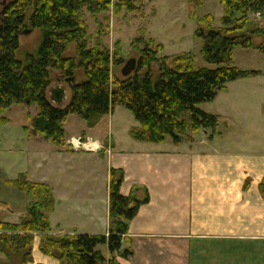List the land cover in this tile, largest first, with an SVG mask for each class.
Returning <instances> with one entry per match:
<instances>
[{
  "label": "trees",
  "instance_id": "16d2710c",
  "mask_svg": "<svg viewBox=\"0 0 264 264\" xmlns=\"http://www.w3.org/2000/svg\"><path fill=\"white\" fill-rule=\"evenodd\" d=\"M204 0H190L197 9ZM113 0H10L0 7V115L14 106L38 108L24 131L31 138L43 137L58 148H66L65 125L70 116L80 117L88 130H94L117 107L129 110L139 127L131 138L139 143L162 144L167 138L178 146L189 134L203 131L216 134L220 122L200 106L213 102L227 85L261 75L260 71H242L235 64L237 48L258 50L256 40L264 37V26L250 19L264 15V0H222V27H214V18L198 20L196 38L202 42L201 54L208 67L196 69L193 56L175 57L171 66L161 59L160 47L144 45L136 60V70L119 78L115 70L125 64L119 53L99 46L91 48L82 20V11H105ZM39 30L42 42L36 54L17 57L25 31ZM74 49L75 56L67 57ZM157 68V71L155 70ZM65 83L71 98L57 107L49 99L54 81ZM1 119L0 124L6 123ZM82 142L86 137L82 136ZM125 172L111 169L109 185V235L90 236L55 234L50 215L55 209L53 190L35 184L27 175L8 182L30 199L25 216L17 224L0 221V264H30L35 238L40 251L61 264H120L134 251L129 226L141 206L149 203V193L135 188L130 196L121 194ZM139 191L144 197L139 199ZM264 196V183L261 186ZM0 208H2L0 206ZM110 257L107 258L104 250Z\"/></svg>",
  "mask_w": 264,
  "mask_h": 264
},
{
  "label": "crops",
  "instance_id": "0c3cea01",
  "mask_svg": "<svg viewBox=\"0 0 264 264\" xmlns=\"http://www.w3.org/2000/svg\"><path fill=\"white\" fill-rule=\"evenodd\" d=\"M10 110L0 115V120L10 124L11 120L2 117ZM201 110L217 117L220 124L226 122L221 114ZM93 133L89 130L72 139L67 134L72 151L50 142L51 150L67 160L68 156H85L80 154L98 155L106 145L104 178L93 167L85 175L52 178L47 173L49 157L41 148L49 142L41 136L31 138L26 132L22 149L37 158L36 170L28 172L26 166L16 170L10 158L4 157L9 144L0 142V206L4 208L0 221L17 224L25 216L30 199L8 185L24 174L30 182L52 188L56 204L50 223L55 234L108 236L110 171L116 169L125 172L123 196H130L138 187L147 190L150 197L129 226L134 255L129 260L119 258L120 264H264L260 260L264 257V152L247 153L238 145L231 148L215 143L220 140H211L206 132L199 147H195L193 136L182 146L175 147L172 142L164 147L136 141L119 145L113 136L101 138ZM82 136L86 142H79ZM92 144L97 150L91 149ZM49 170L60 172L59 168ZM137 196L142 199L144 192ZM14 213H19L17 223L7 216ZM104 254L111 256L107 249ZM30 264L61 263L40 251V238L36 237Z\"/></svg>",
  "mask_w": 264,
  "mask_h": 264
},
{
  "label": "rangeland",
  "instance_id": "374dc122",
  "mask_svg": "<svg viewBox=\"0 0 264 264\" xmlns=\"http://www.w3.org/2000/svg\"><path fill=\"white\" fill-rule=\"evenodd\" d=\"M9 1L0 0V7ZM206 16H212L214 27L221 28V20L224 16L222 0H204L202 6L197 9L191 7L190 0H113L112 5L101 13L92 14L87 9L82 11V20L87 29L90 47L99 46L112 53H119L125 60V64L115 70L119 78L122 77L121 71L127 62L137 60L146 44L152 49L160 47L159 57L166 59L165 62L169 66L173 64L175 57L190 54L193 56L196 69L207 68L208 65L201 54L202 42L195 35L198 20ZM250 19L264 26V15H251ZM41 42L42 32L39 30H34L28 35L23 34L21 48L17 54L18 59L23 60L28 53L36 54ZM256 44L264 46V37L257 39ZM74 56V49L67 53V57ZM234 58L240 70L262 71L261 75L228 84L213 102L201 105L200 108L225 117L226 122L220 124L213 136L215 141L220 140L215 143L231 148L238 145L247 153L264 152V53L237 48ZM154 71H157L156 67ZM55 83L60 84L54 79L51 87ZM63 85L71 96L69 87L65 83ZM28 112L38 114V108L33 106L28 109L18 106L2 116L11 120V123L0 124V142L3 146L9 144L8 148L4 149L6 151L4 157L10 158L16 170H22L21 168L26 166L27 170L30 169L28 172H32L36 170L37 158L32 157L31 151L22 149V142H26L27 139L22 126L30 121ZM138 126L133 114L120 106L91 131H94L93 136L101 138L106 135L113 136L119 145H124L128 141H134L130 132L133 127ZM65 128L69 139L79 138L82 133L89 131L85 122L76 115L68 118ZM207 135L210 136L209 133ZM192 136L196 142L195 147H199L198 143L205 138L204 132L200 131L189 134L190 138L185 139V142L191 140ZM171 144L172 140L167 138L160 145L170 147ZM173 145L182 146L181 144L176 146L174 143ZM52 147L50 142L41 147L43 153L49 157L47 173H50L52 178L65 176L70 179L79 174L85 175L87 169L90 170L91 167L100 178L106 176L108 163L105 155L106 145L98 150L100 155L80 154L85 156H68L67 160L66 157L54 155ZM53 168L56 170L59 168L60 172L52 174L55 171L49 169ZM10 169L11 167H8V170ZM3 209H0V220L4 218ZM7 216L10 222L17 223L19 220V213ZM260 260L264 263V257Z\"/></svg>",
  "mask_w": 264,
  "mask_h": 264
},
{
  "label": "water",
  "instance_id": "95a60500",
  "mask_svg": "<svg viewBox=\"0 0 264 264\" xmlns=\"http://www.w3.org/2000/svg\"><path fill=\"white\" fill-rule=\"evenodd\" d=\"M33 31L28 30L25 31L23 34L28 35L31 34ZM136 70V60H130L127 62L125 67L122 69L121 74L123 77H129L133 74V72ZM50 101L53 105L57 107H63L68 104V96L67 91L63 84H57L54 88V91L49 94Z\"/></svg>",
  "mask_w": 264,
  "mask_h": 264
},
{
  "label": "built area",
  "instance_id": "2783aa9c",
  "mask_svg": "<svg viewBox=\"0 0 264 264\" xmlns=\"http://www.w3.org/2000/svg\"><path fill=\"white\" fill-rule=\"evenodd\" d=\"M79 142H82V141H79ZM91 149H92V150H94V149L97 150V148H95L93 144H92V148H91Z\"/></svg>",
  "mask_w": 264,
  "mask_h": 264
},
{
  "label": "bare ground",
  "instance_id": "6f19581e",
  "mask_svg": "<svg viewBox=\"0 0 264 264\" xmlns=\"http://www.w3.org/2000/svg\"><path fill=\"white\" fill-rule=\"evenodd\" d=\"M78 145V144H77Z\"/></svg>",
  "mask_w": 264,
  "mask_h": 264
}]
</instances>
